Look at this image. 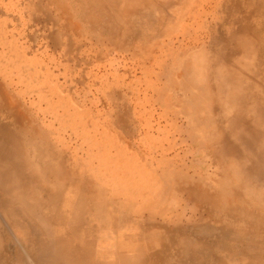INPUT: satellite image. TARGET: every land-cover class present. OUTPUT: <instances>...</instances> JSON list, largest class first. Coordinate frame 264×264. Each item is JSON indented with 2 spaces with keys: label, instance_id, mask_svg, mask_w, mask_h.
<instances>
[{
  "label": "rangeland",
  "instance_id": "rangeland-1",
  "mask_svg": "<svg viewBox=\"0 0 264 264\" xmlns=\"http://www.w3.org/2000/svg\"><path fill=\"white\" fill-rule=\"evenodd\" d=\"M133 1L0 0V264H264V202L249 207L247 176L217 166L234 159L204 150L231 111L221 69L257 87L264 131V0H154L150 21L116 19ZM198 54L206 86L189 87L179 68ZM134 144L138 216L121 176ZM111 226L123 241L104 260L86 237Z\"/></svg>",
  "mask_w": 264,
  "mask_h": 264
},
{
  "label": "crops",
  "instance_id": "crops-1",
  "mask_svg": "<svg viewBox=\"0 0 264 264\" xmlns=\"http://www.w3.org/2000/svg\"><path fill=\"white\" fill-rule=\"evenodd\" d=\"M125 3H128L127 1L132 0H124ZM139 0H134L133 4L130 5L128 9L116 11L115 17L119 18L121 22H134L135 19H141L142 16L140 14L139 8H138ZM232 36V42L233 47L240 45L238 44L237 36L233 33ZM237 41V42H236ZM240 43V42H239ZM242 48L244 49L245 45L244 43H241ZM247 49V48H246ZM202 54H198V56H191L186 61H182V64L179 68V74L182 76V78L185 79L186 85L188 84L189 87H205L206 81H205V75L203 74V71H205V63L202 59ZM204 66V68H203ZM207 69V68H206ZM220 69V68H219ZM249 67L247 68V70ZM205 76V77H204ZM238 73L235 72L234 68L233 70H223L221 69L219 71V74L217 75V79L219 81H216V86L219 90H222L224 86L226 85L227 92L225 93H219V98H225L227 100H230V106L231 111L229 115H225L222 113V111H217L219 113L217 126L219 130L226 127V123H229V128L231 130V136L233 137V141L235 139L236 144L242 143L240 141V137L244 136L247 138L253 139V146H259V149H261L262 143H264V131L261 130V121L257 117V115L254 113V100H256L257 95H255V92L252 91L253 88H257L254 84H252L251 80L247 77L245 82L242 84V92L240 93L239 90V81H238ZM204 94L207 97L209 96L208 92L205 91ZM216 98H218L216 96ZM192 100H190L191 102ZM189 102V103H190ZM191 106H195L196 114H199L200 106L196 100H193L192 103H190ZM209 105V104H208ZM207 106V104H206ZM182 111L189 113L190 109H182ZM253 112V116L250 114ZM197 118V117H196ZM201 118V117H200ZM198 119V118H197ZM210 120L209 117L205 116L204 118H201V121L208 122ZM121 149H125L124 153H131V157L125 156L124 160L121 162L122 168H121V176L123 180L124 186L129 185V200L128 197L125 196V201L128 203H132L131 209H133L134 215L138 216V194H139V184L141 183H149L147 177L144 176V173H142V177L140 178V163H139V147L137 144L129 145V146H123ZM239 150V149H238ZM168 151H174V148L168 149L163 154L166 155ZM237 151V150H236ZM263 151V150H262ZM130 159V161H128ZM171 161V160H170ZM168 166V169H173L172 164L168 162H164ZM147 168L152 169V166H150V163H146ZM176 167V164L174 165V168ZM177 168V167H176ZM149 172H146V176H149ZM127 191L128 189L125 188ZM85 192V191H84ZM127 193V195H128ZM132 224V222H131ZM118 227H108L104 231L100 232L99 234H92L89 237L87 236L86 239L90 242V245L94 247L96 250V253L98 256L102 257L104 260L108 259L109 254H115L116 249L118 247L119 239L121 242L123 241L122 238V231L118 230ZM58 239L61 240H71L72 236L68 235V232L65 233L63 230L58 229ZM67 234V235H65ZM132 235V233L130 234ZM133 236V235H132Z\"/></svg>",
  "mask_w": 264,
  "mask_h": 264
},
{
  "label": "bare ground",
  "instance_id": "bare-ground-1",
  "mask_svg": "<svg viewBox=\"0 0 264 264\" xmlns=\"http://www.w3.org/2000/svg\"><path fill=\"white\" fill-rule=\"evenodd\" d=\"M158 6H159V4L157 5V3L154 2V0H139V4H138V8H139V11H140V14H141L142 18L146 19L147 21H150V19H151V17H152L153 14L155 15L154 12H156L157 8H160ZM183 8H184V6H183ZM152 12H153V14H152ZM52 19H53V17H52ZM116 19L120 20L119 18H116ZM208 122H211V120H209ZM208 122H205L204 123L205 126H202V125L200 126L201 131L200 130L198 131V133L200 134V136H203L204 135L203 131L207 128ZM212 127H211V129H212ZM214 129L215 130L211 133V135H212L211 140L206 141L207 140L206 139L207 137L204 136V139H206V140H204V150L206 152L208 151V153H210L211 155H213L216 159H218V158H220L221 156H224V155H228V156H230V158L234 159L233 161H231L232 159H229L231 161V164L229 166H227V167H224L226 164L224 166H222L221 164H220L221 166L217 164V166H219L222 169L225 168L224 170L229 174V176H230V174H235V173H240L242 175H246L247 176L248 181L241 188L242 189V192H243V195H245L248 192H251L252 193L254 191L257 195H259V197L258 198H254V197L247 198L246 197L248 195L247 194L246 196L243 197V199L247 201L249 207H257L259 203L264 202V181H261V185H259L261 187H259L258 189H256V188H254L252 186V183L250 182V179L249 178H250L251 173L255 172V170H257L262 175V177L264 178V143H262V145H261V149L263 151L259 149V146H256V147L253 146V144H254L253 139L247 138V137H244V136H242V137L239 138L242 143L236 144L235 139L233 141V137L231 136V130L229 128V123H226V127L223 128V129H221V130H219L218 128H214ZM208 132H210V131L208 130ZM2 147H5V146H2ZM2 151H3V148H2ZM2 151H1V148H0V152H2ZM161 154H162V156H161L162 159H164L166 155L163 154V153H161ZM239 159L241 160V162L243 161L242 162V165L241 164H236V161L239 160ZM170 160L171 159H168V161H170ZM159 163H160V161L158 162V164ZM223 163H225V162H223ZM244 163H246V164H244ZM165 170L167 172L168 171V168H166ZM246 170H247V172H245ZM7 171L9 172V168L7 169ZM220 172H222V171H220ZM3 177H6L7 178V172L6 171H3ZM155 179H157V177ZM226 181H228V180H226ZM160 185L162 187H164L162 184H160ZM160 185H158V186H160ZM239 185H240V183L235 184V186L232 189L233 190L239 189ZM197 186L198 185L195 184V187L196 188H197ZM178 188L177 189L179 191L185 192V189H186L185 186H178ZM164 189H167V191H168V187L165 186ZM196 191H197V189H196ZM190 192H192V191H190ZM205 194H207V193H205ZM213 196H215V195H213ZM201 197H203V194L200 196V198ZM208 200L209 201H214V198L213 197H208ZM219 200L220 199H218V201ZM234 201H235V199H234ZM260 209H263V208H260ZM262 213L264 214V211H262ZM259 215H260V212H259ZM257 219H259V218L257 217ZM108 221H109V224H110V219H108ZM108 221H107V223H108ZM260 224L261 223L259 221V225ZM107 226H110V225H107ZM12 247L11 246H9V248L7 247L8 248L7 251L9 252V250H12ZM137 250H139V249H137ZM137 250H136V253L139 252ZM138 255H139V253H138ZM70 259H71V257H70ZM68 263L70 264V262H68ZM125 263L126 262H123V261L121 262V264H125Z\"/></svg>",
  "mask_w": 264,
  "mask_h": 264
}]
</instances>
